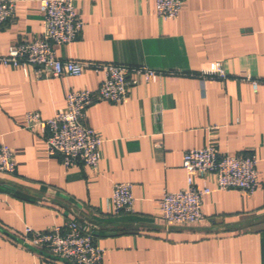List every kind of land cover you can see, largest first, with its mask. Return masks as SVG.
<instances>
[{
	"label": "crops",
	"instance_id": "0c3cea01",
	"mask_svg": "<svg viewBox=\"0 0 264 264\" xmlns=\"http://www.w3.org/2000/svg\"><path fill=\"white\" fill-rule=\"evenodd\" d=\"M15 18L0 31V58L43 32L39 0H13ZM83 27L54 46L58 59L84 64L79 77H41L0 63V146L15 173H0V264H61L34 252L25 228L47 231L75 220L104 251L102 264H264V0H186L163 20L155 0H75ZM215 62L225 78L200 76ZM153 72L122 104L89 106L84 125L103 140L96 170L65 168L46 152V132L23 128L27 112L52 118L69 91L98 89L93 65ZM250 81L245 80V76ZM135 78V77H134ZM251 81L257 82L252 88ZM214 145L221 155L251 156L259 189L214 191L204 219L167 224L158 203L186 189L183 153ZM133 185L134 214L111 213L112 186ZM198 189L201 182L196 179Z\"/></svg>",
	"mask_w": 264,
	"mask_h": 264
},
{
	"label": "built area",
	"instance_id": "2783aa9c",
	"mask_svg": "<svg viewBox=\"0 0 264 264\" xmlns=\"http://www.w3.org/2000/svg\"><path fill=\"white\" fill-rule=\"evenodd\" d=\"M75 0H39L43 32L38 39L21 41L8 48L7 55L0 58L5 67L19 69L27 76L32 70L37 78L79 77L85 65L57 58L54 46H65L77 40L83 22L77 14ZM186 0H155V14L163 20L179 16ZM16 2L0 0V31L15 18ZM95 72H102L103 79L95 91H69L65 98V109L52 118L43 119L38 112H27L23 128L29 131L40 129L46 132V152L57 156L65 168L74 164L96 170L103 143L100 135L84 125L85 113L95 102L106 101L122 104L130 89L140 81L148 83L153 72L145 68L130 70L116 65H93ZM200 76L225 78L222 64L215 62L201 70ZM135 77V78H134ZM245 80L250 81L248 75ZM256 90L257 82L251 81ZM251 156L221 155L214 145L192 149L183 153L182 169L186 174V189L178 192L165 191L158 203L160 218L167 224L194 225L201 222L203 198L213 190L207 178L214 179V191L237 190L253 194L259 189L256 164ZM16 163L13 151L0 146V173L12 175ZM201 182V189L196 185ZM133 185L117 182L112 186L111 213L134 214ZM23 240L34 252H41L53 263L102 264L104 251L93 241V235L75 220L47 231L25 228Z\"/></svg>",
	"mask_w": 264,
	"mask_h": 264
}]
</instances>
